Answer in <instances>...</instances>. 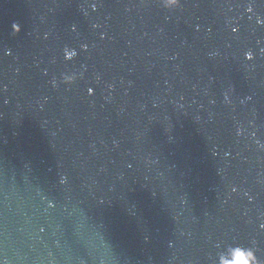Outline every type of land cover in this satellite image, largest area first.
I'll use <instances>...</instances> for the list:
<instances>
[{
    "label": "water",
    "instance_id": "1",
    "mask_svg": "<svg viewBox=\"0 0 264 264\" xmlns=\"http://www.w3.org/2000/svg\"><path fill=\"white\" fill-rule=\"evenodd\" d=\"M229 248L264 264V0H0V264Z\"/></svg>",
    "mask_w": 264,
    "mask_h": 264
},
{
    "label": "clouds",
    "instance_id": "2",
    "mask_svg": "<svg viewBox=\"0 0 264 264\" xmlns=\"http://www.w3.org/2000/svg\"><path fill=\"white\" fill-rule=\"evenodd\" d=\"M162 3L165 8L171 9L178 5L179 0H162ZM89 93L91 94V89H89ZM237 254H239L237 249L229 248L219 254L217 264H240V261L237 259ZM249 258L252 260V264H256L254 257Z\"/></svg>",
    "mask_w": 264,
    "mask_h": 264
}]
</instances>
